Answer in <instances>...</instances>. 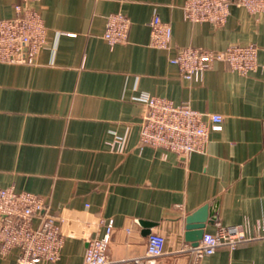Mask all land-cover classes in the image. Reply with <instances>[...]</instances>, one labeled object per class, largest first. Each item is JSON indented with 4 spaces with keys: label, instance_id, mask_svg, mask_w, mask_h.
Returning a JSON list of instances; mask_svg holds the SVG:
<instances>
[{
    "label": "crops",
    "instance_id": "0c3cea01",
    "mask_svg": "<svg viewBox=\"0 0 264 264\" xmlns=\"http://www.w3.org/2000/svg\"><path fill=\"white\" fill-rule=\"evenodd\" d=\"M184 0H39L33 6L46 27V43L25 65L0 63V189L42 197L61 219L63 245L55 263L83 264L87 243L113 220L106 256L114 264L144 257L146 228L165 239V253L145 264H187L177 251L184 219L207 206L212 224L241 225L264 235V14L230 6L226 23H192ZM22 0H0V20L16 16ZM129 20L128 40L110 46L106 17ZM154 15L172 30L168 49L150 46ZM257 47L258 69L248 75L216 62L198 82L183 79L169 62L179 49L221 51ZM141 94L188 104L222 116L203 153L187 159L139 147ZM122 138L120 152L106 142ZM37 220L33 223L36 225ZM19 251L0 255V264ZM199 264H264V238L218 249Z\"/></svg>",
    "mask_w": 264,
    "mask_h": 264
},
{
    "label": "built area",
    "instance_id": "2783aa9c",
    "mask_svg": "<svg viewBox=\"0 0 264 264\" xmlns=\"http://www.w3.org/2000/svg\"><path fill=\"white\" fill-rule=\"evenodd\" d=\"M23 6L15 7L16 16L0 20V63L25 65L46 43V27L33 6L39 0H22ZM244 8L251 15L264 14V0H184V18L192 23H210L223 26L230 14L231 4ZM150 46L168 49L172 30L168 23L154 15L149 22ZM130 22L121 12L106 17L103 39L110 45L124 44L128 40ZM258 49L252 44L231 45L214 51L197 47L179 49L169 59L181 77L198 82L213 63H226L231 71L248 75L256 71ZM137 101L145 110L139 133V147H153L187 159L193 153H203L210 131H218L223 121L218 114H204L188 104L176 105L172 101L141 94ZM122 138L114 135L106 142L111 152H120ZM37 220V224L33 223ZM113 220L105 221L102 237L91 239L83 254V264H114L106 256ZM264 238L250 237L241 225L219 227L213 233L204 232L195 246L184 244L177 254L188 257L187 264H199L205 256L218 249H234L238 245ZM63 245L61 219L52 216L44 199L29 192H16L12 188L0 189V255L12 249L19 251L16 261L8 264H36L40 261L55 263ZM165 253V239L158 233L145 238L144 257H135L122 264H145Z\"/></svg>",
    "mask_w": 264,
    "mask_h": 264
},
{
    "label": "water",
    "instance_id": "95a60500",
    "mask_svg": "<svg viewBox=\"0 0 264 264\" xmlns=\"http://www.w3.org/2000/svg\"><path fill=\"white\" fill-rule=\"evenodd\" d=\"M213 221L209 215V210L207 206H203L194 213L188 215L184 219V240L186 243L195 246L201 239L205 226L207 224H212ZM139 224L146 228L143 235L148 236L150 233V228L154 227V223L140 221Z\"/></svg>",
    "mask_w": 264,
    "mask_h": 264
}]
</instances>
